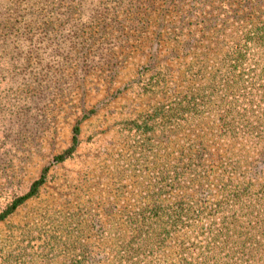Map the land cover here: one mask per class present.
Returning a JSON list of instances; mask_svg holds the SVG:
<instances>
[{"label":"rangeland","instance_id":"rangeland-1","mask_svg":"<svg viewBox=\"0 0 264 264\" xmlns=\"http://www.w3.org/2000/svg\"><path fill=\"white\" fill-rule=\"evenodd\" d=\"M249 1L254 13L261 2ZM227 2L0 0V214L43 175L0 219V264H117L150 192L197 141L210 142L214 104L205 89L197 96L209 81L196 76V55ZM193 95L198 108L180 112ZM75 126L74 149L57 160ZM193 232L155 256L173 259Z\"/></svg>","mask_w":264,"mask_h":264},{"label":"trees","instance_id":"trees-1","mask_svg":"<svg viewBox=\"0 0 264 264\" xmlns=\"http://www.w3.org/2000/svg\"><path fill=\"white\" fill-rule=\"evenodd\" d=\"M257 1L261 4L254 13L246 11L249 0L224 3L226 13L210 34L211 46L203 50L208 52L196 55V76L209 81L207 88L202 82L196 85L197 96L205 89L214 104L210 142L197 141L188 159L182 158L150 192V205L135 226L138 236L123 249L117 264H264V0ZM208 59L210 72L204 65ZM198 104L194 95L192 103L183 98L179 111L197 109ZM78 132L75 126L71 148L57 160L72 152ZM257 160L260 170L247 173ZM217 170L228 173L218 178L213 174ZM42 181L43 175L0 219L35 193ZM203 187H215V192L199 197L196 193ZM188 228L194 229L192 238L181 237L176 256L159 261L156 252Z\"/></svg>","mask_w":264,"mask_h":264}]
</instances>
